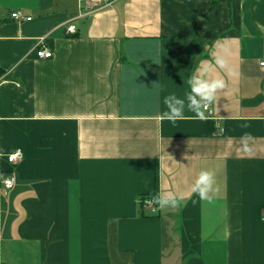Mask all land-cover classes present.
<instances>
[{"label":"crops","instance_id":"1","mask_svg":"<svg viewBox=\"0 0 264 264\" xmlns=\"http://www.w3.org/2000/svg\"><path fill=\"white\" fill-rule=\"evenodd\" d=\"M109 1L0 0V264H264V0ZM205 60L226 87L163 118Z\"/></svg>","mask_w":264,"mask_h":264},{"label":"clouds","instance_id":"2","mask_svg":"<svg viewBox=\"0 0 264 264\" xmlns=\"http://www.w3.org/2000/svg\"><path fill=\"white\" fill-rule=\"evenodd\" d=\"M215 44L221 51L215 54L214 61H212L213 66L222 70L226 69L229 75H233L227 57L223 54L227 49L219 41H216ZM212 48L213 44L211 50ZM208 63V60L202 61L201 66L194 68L187 80L189 90L185 92L183 97L177 96L175 93H170L164 97L163 102L167 110L161 114L163 118L175 123L178 119L183 118L185 109L200 118L204 117V110L215 102L218 90L226 87L223 78H212L209 75L211 69L202 66ZM157 94H159V90H157ZM217 190L215 176L209 170H201L191 188V191L197 194L201 201L208 202H211L213 194ZM181 200L182 197H178L176 193L170 191L152 194L149 202L155 203L160 208H175L180 205Z\"/></svg>","mask_w":264,"mask_h":264},{"label":"built area","instance_id":"3","mask_svg":"<svg viewBox=\"0 0 264 264\" xmlns=\"http://www.w3.org/2000/svg\"><path fill=\"white\" fill-rule=\"evenodd\" d=\"M90 3L99 5L95 8H91L88 7L87 10L92 13L95 12L96 10L98 11V8H104L110 5V1L109 0H89ZM13 17L15 18H19V15L17 13L13 14ZM68 31L71 33H75L76 32V26L72 25L68 28ZM36 50H37V54L39 57L41 58H50L53 56V53L46 47L45 42H44V38H39L37 43H36ZM261 66L264 68V61L261 62ZM210 106L205 109V110H209ZM7 161L12 164V165H18L19 163L22 162L23 160V151L18 148L16 150H14L13 152L9 153L6 156ZM0 162H1V156H0ZM2 185L5 189H12L15 185H16V178L15 177H7L5 179L2 180ZM150 201V197H145L141 202H142V206L144 209H147L150 211V213L152 214H157L158 210H159V206H157L155 203H151ZM262 217L264 218V208L262 210Z\"/></svg>","mask_w":264,"mask_h":264}]
</instances>
